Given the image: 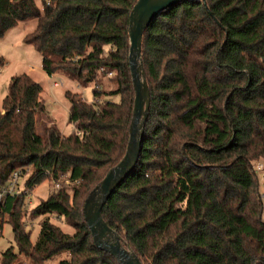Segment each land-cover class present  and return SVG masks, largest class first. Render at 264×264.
Instances as JSON below:
<instances>
[{"label": "trees", "instance_id": "obj_1", "mask_svg": "<svg viewBox=\"0 0 264 264\" xmlns=\"http://www.w3.org/2000/svg\"><path fill=\"white\" fill-rule=\"evenodd\" d=\"M40 1L0 0V38L36 19L23 41L41 54L44 71L94 84L96 100L66 90L74 125L66 135L46 109L42 84L27 73L11 78L0 100V183L15 169L32 172L0 206V230L8 217L17 246L2 252L0 264L59 257L56 264H120L95 245L83 207L127 149L135 100L129 25L138 0ZM142 56L151 91L142 153L104 205L105 221L143 264H264L254 168L264 160V0L167 8L144 33ZM105 77L114 89H105ZM46 180L61 186L24 212L28 189ZM37 217L33 241L27 222Z\"/></svg>", "mask_w": 264, "mask_h": 264}, {"label": "water", "instance_id": "obj_2", "mask_svg": "<svg viewBox=\"0 0 264 264\" xmlns=\"http://www.w3.org/2000/svg\"><path fill=\"white\" fill-rule=\"evenodd\" d=\"M185 0H138L130 14L129 66L135 91L129 141L122 159L91 190L84 202V215L95 245L110 253L120 264H143L132 247L103 217V207L115 190L135 170L143 147L151 106V91L143 62V37L153 19L163 10ZM220 23L219 20H217Z\"/></svg>", "mask_w": 264, "mask_h": 264}, {"label": "rangeland", "instance_id": "obj_3", "mask_svg": "<svg viewBox=\"0 0 264 264\" xmlns=\"http://www.w3.org/2000/svg\"><path fill=\"white\" fill-rule=\"evenodd\" d=\"M37 3L41 7V1L37 0ZM36 24V19L19 22L16 26L11 28L4 37L0 38V56L5 59V64L0 66V100L2 101L8 93V87L13 76L23 73L29 74L33 77V79L41 83L43 86L42 96L45 99L46 109L50 117L54 120L63 134L69 135L74 131V125L69 121L70 104L65 92L68 88L79 91L88 102H91L94 100V84L88 86H79L62 74L61 76L63 77L58 75L49 76L44 71L41 54L34 46L26 44L23 41L25 34L33 31L36 27ZM54 81H58L61 85L54 86ZM103 83L106 90H111L116 87V83L111 81L109 77L103 78ZM112 99L117 101L120 99V97L114 96ZM38 123V131H42V121L39 119ZM254 168L257 174L256 186L260 190L261 198L264 199V160L255 162ZM31 172L32 168L29 167L23 179H27L31 175ZM68 184L69 182H63L62 180V186L67 187ZM24 188L23 182L22 189ZM55 188L54 182L46 180L35 188L28 189L29 191L26 193V208L28 210L24 209V212L32 210L42 200L47 199ZM52 217V221L59 225L65 232H74V228L72 226L64 223L63 220L58 219L55 215ZM42 218L43 217H37L31 220V222H27V229L31 232V238L33 241L37 240ZM7 220L8 217L6 218V222H4L3 227L0 230V263L2 260V252L8 247L13 245L17 250L12 226L9 222H7ZM59 258L49 262L48 264H56L59 261ZM20 259L23 261L28 260L23 255L20 256Z\"/></svg>", "mask_w": 264, "mask_h": 264}, {"label": "built area", "instance_id": "obj_4", "mask_svg": "<svg viewBox=\"0 0 264 264\" xmlns=\"http://www.w3.org/2000/svg\"><path fill=\"white\" fill-rule=\"evenodd\" d=\"M59 85L61 84L58 81H54V86H59ZM94 100L96 99L94 98ZM23 178H24V172L22 169L19 168V169H15L11 173L7 182L0 183V206L4 203L5 199L8 196L17 195L23 190L22 189V183L24 182ZM67 182H69V180H67ZM55 187L59 188L60 182H56Z\"/></svg>", "mask_w": 264, "mask_h": 264}, {"label": "crops", "instance_id": "obj_5", "mask_svg": "<svg viewBox=\"0 0 264 264\" xmlns=\"http://www.w3.org/2000/svg\"><path fill=\"white\" fill-rule=\"evenodd\" d=\"M8 32V31H7ZM6 35V34H5ZM56 75H58V76H60V77H63V76H61V74H54L53 76H56ZM50 76V75H49ZM70 104V103H69ZM69 107H70V105H69Z\"/></svg>", "mask_w": 264, "mask_h": 264}]
</instances>
